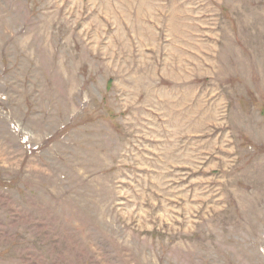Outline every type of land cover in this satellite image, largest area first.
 <instances>
[{"label":"rangeland","instance_id":"374dc122","mask_svg":"<svg viewBox=\"0 0 264 264\" xmlns=\"http://www.w3.org/2000/svg\"><path fill=\"white\" fill-rule=\"evenodd\" d=\"M0 264H264V0H0Z\"/></svg>","mask_w":264,"mask_h":264}]
</instances>
